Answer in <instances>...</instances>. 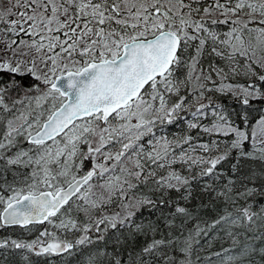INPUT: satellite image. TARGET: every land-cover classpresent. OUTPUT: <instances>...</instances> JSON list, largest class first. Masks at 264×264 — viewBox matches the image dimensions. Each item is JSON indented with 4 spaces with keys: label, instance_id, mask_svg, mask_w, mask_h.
Instances as JSON below:
<instances>
[{
    "label": "snow or ice",
    "instance_id": "1",
    "mask_svg": "<svg viewBox=\"0 0 264 264\" xmlns=\"http://www.w3.org/2000/svg\"><path fill=\"white\" fill-rule=\"evenodd\" d=\"M9 228L37 233L0 238L25 264H264V0H0Z\"/></svg>",
    "mask_w": 264,
    "mask_h": 264
},
{
    "label": "trees",
    "instance_id": "2",
    "mask_svg": "<svg viewBox=\"0 0 264 264\" xmlns=\"http://www.w3.org/2000/svg\"><path fill=\"white\" fill-rule=\"evenodd\" d=\"M227 103L231 104V101H227ZM258 107H259V105H258ZM253 115L255 116L256 113H253ZM204 122L207 123L208 121H204ZM185 128H186V124L183 121H179L176 124L165 126L164 134L168 135L169 137H171L172 135L179 136V135L184 133ZM145 139H147V137ZM207 139H209V138L204 137V140H207ZM218 139H220L222 143H227V138L221 137ZM249 163L254 167V166H256V164L258 162H249ZM222 175L225 178L229 175L228 165L223 166ZM9 178H11L10 174H9ZM224 182H225L224 179L217 180V181H215L214 186H219V185L223 184ZM197 189H198V186H197ZM197 189H194V190H197ZM146 194L149 196H153V194L147 190H146ZM153 198L155 199L157 197L153 196ZM175 203H179L182 206H187V207L193 208L195 210L194 206L200 205L202 203V201H201L200 195L198 193V190H197L196 199L191 201V202H187V203L183 200H180L178 194L173 192L171 194V200H170V203L168 205H161L159 210H155V211L151 210V209L142 210L140 213L137 214L136 222L139 224H142L146 230L148 228H150L153 224H157V225L161 224L163 218L170 215L172 205ZM203 203L207 204L208 207L199 209L200 217L203 220H210L213 216L216 215V213L211 210L212 205L208 201L207 196H204ZM176 223L179 224L180 220L177 219ZM187 226L191 227L192 221H188ZM26 233H28V232H26L20 228L0 229V238L11 237L14 239L31 240V239H34L35 236L37 235L36 232H33V234L31 236L30 235L26 236ZM221 237H223V238H221ZM242 239H243V237H241V240ZM230 246H231V241L226 236H224L223 233H220V236L216 237L214 239L212 247L209 249L208 245H205V249H207V251L202 250L200 252V255H201V257H203V256H206L208 254V251H211V252L221 251L223 248H229ZM225 255H228V253H225ZM214 259H217V258L214 257ZM31 260H32V264H46L45 258H43V257H34L33 256V257H31ZM65 260H67L69 262V264H76V258L75 257L56 258L57 264H65ZM0 264H25V262L22 259L21 255L19 254V252H17L14 256H9L6 253H0ZM217 264H220V261L218 259H217Z\"/></svg>",
    "mask_w": 264,
    "mask_h": 264
},
{
    "label": "bare ground",
    "instance_id": "3",
    "mask_svg": "<svg viewBox=\"0 0 264 264\" xmlns=\"http://www.w3.org/2000/svg\"><path fill=\"white\" fill-rule=\"evenodd\" d=\"M32 234H33V232H32L31 234H29V233H26V236H29V235L31 236Z\"/></svg>",
    "mask_w": 264,
    "mask_h": 264
}]
</instances>
